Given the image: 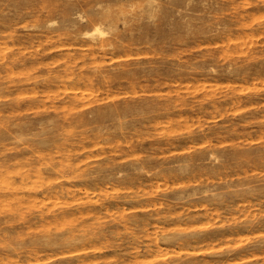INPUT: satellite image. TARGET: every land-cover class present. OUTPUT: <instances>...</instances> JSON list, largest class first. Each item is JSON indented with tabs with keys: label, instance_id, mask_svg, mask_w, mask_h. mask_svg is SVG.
I'll use <instances>...</instances> for the list:
<instances>
[{
	"label": "rangeland",
	"instance_id": "374dc122",
	"mask_svg": "<svg viewBox=\"0 0 264 264\" xmlns=\"http://www.w3.org/2000/svg\"><path fill=\"white\" fill-rule=\"evenodd\" d=\"M0 264H264V0H0Z\"/></svg>",
	"mask_w": 264,
	"mask_h": 264
},
{
	"label": "bare ground",
	"instance_id": "6f19581e",
	"mask_svg": "<svg viewBox=\"0 0 264 264\" xmlns=\"http://www.w3.org/2000/svg\"><path fill=\"white\" fill-rule=\"evenodd\" d=\"M94 30H95L96 32H98L99 34H104V33H105L104 30L101 28V25H100L98 22L95 24ZM105 34H106V33H105ZM63 254H64V253H63Z\"/></svg>",
	"mask_w": 264,
	"mask_h": 264
}]
</instances>
